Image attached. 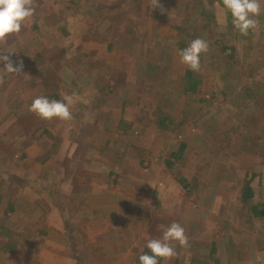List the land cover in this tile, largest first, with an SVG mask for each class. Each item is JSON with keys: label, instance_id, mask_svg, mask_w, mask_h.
I'll return each instance as SVG.
<instances>
[{"label": "rangeland", "instance_id": "374dc122", "mask_svg": "<svg viewBox=\"0 0 264 264\" xmlns=\"http://www.w3.org/2000/svg\"><path fill=\"white\" fill-rule=\"evenodd\" d=\"M212 2L36 0L0 45V264H140L172 222L190 247L159 264H264V0L247 36ZM73 93L70 121L28 110Z\"/></svg>", "mask_w": 264, "mask_h": 264}, {"label": "clouds", "instance_id": "9594fccd", "mask_svg": "<svg viewBox=\"0 0 264 264\" xmlns=\"http://www.w3.org/2000/svg\"><path fill=\"white\" fill-rule=\"evenodd\" d=\"M223 7L231 13L232 24L241 35L247 36L250 30H256L259 24L258 17L262 13L261 0H222ZM36 0H0V45H6L10 36L19 35L35 14ZM151 7H163L159 0H151ZM209 45L201 38L192 40L188 47L179 52L180 62L191 71L200 70L201 54L207 53ZM0 63L8 73L20 75L23 68L22 61L14 66L8 55H0ZM78 96L65 95L62 100H50L45 96H38L32 100L29 111L40 119L51 121H70L73 119L71 108L77 102ZM180 247H190L189 238L184 227L178 222H172L163 230L161 238L148 239L146 247L151 255L141 254L140 264H159L161 259L170 261L177 256L175 244Z\"/></svg>", "mask_w": 264, "mask_h": 264}, {"label": "trees", "instance_id": "16d2710c", "mask_svg": "<svg viewBox=\"0 0 264 264\" xmlns=\"http://www.w3.org/2000/svg\"><path fill=\"white\" fill-rule=\"evenodd\" d=\"M207 2H209V3L211 2L210 7L212 8V10H211L210 16L211 15H213V16H211L210 18H212L214 20V23H216L217 21H219L218 18L216 17L218 14L217 6H215V7L212 6L213 5L212 0H207ZM199 5L203 11L209 12V10L207 9L206 3L201 1ZM220 8L221 7H219V10H220ZM224 18H226V15H224ZM160 125H162V127H163L164 123L160 122ZM254 198H255V188H253V186L251 185V180H246L244 182V186L242 189V202L245 205L249 206L250 201ZM250 212H251L253 219L264 220V204H258V205L252 206L250 209ZM150 254H151V252H150Z\"/></svg>", "mask_w": 264, "mask_h": 264}]
</instances>
